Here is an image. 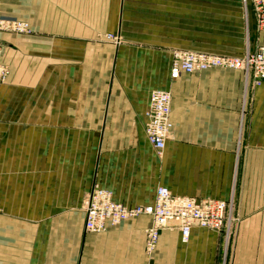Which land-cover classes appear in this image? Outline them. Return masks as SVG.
Returning <instances> with one entry per match:
<instances>
[{
  "label": "crops",
  "instance_id": "crops-1",
  "mask_svg": "<svg viewBox=\"0 0 264 264\" xmlns=\"http://www.w3.org/2000/svg\"><path fill=\"white\" fill-rule=\"evenodd\" d=\"M217 1L0 0V17L35 31L0 32V264H264V82L220 68L170 79L174 49L264 45L252 0ZM195 10L216 12V25ZM157 89L172 96L160 154L144 129ZM94 185L127 206L152 204L160 186L231 200V238L194 227L184 243L163 230L148 255L149 216L86 232Z\"/></svg>",
  "mask_w": 264,
  "mask_h": 264
},
{
  "label": "built area",
  "instance_id": "built-area-1",
  "mask_svg": "<svg viewBox=\"0 0 264 264\" xmlns=\"http://www.w3.org/2000/svg\"><path fill=\"white\" fill-rule=\"evenodd\" d=\"M259 29L264 28V0H252ZM244 5L247 0H243ZM0 32L27 35L31 33L29 24L22 20L0 17ZM105 38L120 44L119 35L109 33ZM212 68L243 72L246 82L260 86L264 82V45L254 50L247 48L242 55H220L188 49L172 51L170 79H179L183 74H192ZM9 76L7 65L0 61V84ZM172 96L169 90H153L145 112V135L148 142L160 154L173 128L171 120ZM85 231L102 233L124 221L140 216H149L151 225L146 229V253L151 255L158 244L160 232L178 230L182 242L189 240L194 227L223 233L226 241L231 238L233 222V202L215 199H195L174 195L168 188L156 189L152 204L127 206L116 202L112 191L94 185L84 202Z\"/></svg>",
  "mask_w": 264,
  "mask_h": 264
},
{
  "label": "rangeland",
  "instance_id": "rangeland-1",
  "mask_svg": "<svg viewBox=\"0 0 264 264\" xmlns=\"http://www.w3.org/2000/svg\"><path fill=\"white\" fill-rule=\"evenodd\" d=\"M194 2H195V9H197V7H196V4H199V3H210L211 5H213V4H217L218 3V1L217 0H194ZM242 2H243V0H242ZM226 3H229V0H226ZM244 4V3H243ZM199 9V8H198ZM217 13L216 12H213V11H209L208 13L207 12H200V11H194V20H195V22H196V20H203V22H205L206 23V21L207 22H210L209 20H211V22L209 23L210 25H216V23L217 22H215V21H213V20H216V18H214L215 16L214 15H216ZM202 15H204V16H202ZM4 19H7V18H4ZM16 20H19V19H16ZM22 21H25V20H22ZM25 22H27L28 24H29V26H30V28H31V33L30 34H27V35H33L34 33H35V31H34V29L31 27V25H30V23L28 22V21H25ZM217 30V29H216ZM227 30H229V29H227ZM231 31H233L232 29H230ZM109 33H112V32H106V33H100L99 34V37L103 40V41H105V42H109V43H112V44H114V45H116V46H119V45H121L122 43H124V37H123V35L120 33H112V34H115V35H119V37H120V44H115L114 42H111V41H109V40H107L106 38H105V35H107V34H109ZM14 34V33H13ZM16 35H21V36H27V35H22V34H16ZM179 49H181V48H179ZM191 49V48H190ZM175 50V49H174ZM192 51H203V52H208V53H216V52H213V51H206V50H195V49H191ZM6 65V64H5ZM7 67H8V69H9V66L7 65ZM9 73H10V69H9Z\"/></svg>",
  "mask_w": 264,
  "mask_h": 264
}]
</instances>
